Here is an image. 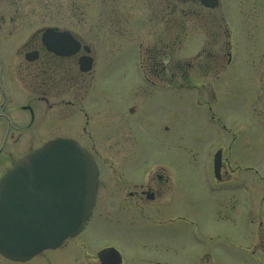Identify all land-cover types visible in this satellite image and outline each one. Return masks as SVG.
Returning <instances> with one entry per match:
<instances>
[{
  "label": "rangeland",
  "instance_id": "rangeland-1",
  "mask_svg": "<svg viewBox=\"0 0 264 264\" xmlns=\"http://www.w3.org/2000/svg\"><path fill=\"white\" fill-rule=\"evenodd\" d=\"M218 1L219 7L206 15L193 3L176 12L182 23L176 35L184 40L173 43L169 56L183 67L192 65L187 79L193 88L150 92L139 50L146 59L148 50L168 43L148 37L156 27L152 2L128 0L117 10L123 31L130 29L132 36L116 40L99 27L104 19L100 1L90 6L89 0H79L84 25L73 29L94 50L90 79L105 95L93 110L96 146L133 150L135 162H146L144 169L167 165L174 183V216L183 219L175 223L173 245L168 244L172 235L161 227L122 231L102 226L86 235L91 249L99 241L116 240L128 264L152 263L150 259L157 264H264V0ZM51 12L53 17L32 25L31 31L68 28ZM93 19L95 35L88 36ZM176 78V84L183 83L178 73ZM106 134L112 136L101 139ZM217 150L228 165L219 186L212 174ZM104 201L100 199L98 211L109 208ZM72 255L65 252L62 264H71Z\"/></svg>",
  "mask_w": 264,
  "mask_h": 264
},
{
  "label": "flooded vegetation",
  "instance_id": "flooded-vegetation-1",
  "mask_svg": "<svg viewBox=\"0 0 264 264\" xmlns=\"http://www.w3.org/2000/svg\"><path fill=\"white\" fill-rule=\"evenodd\" d=\"M95 1L89 0L90 6H94ZM99 1L104 11V19L99 21V27L109 33L107 37L116 40L131 37L132 31L127 28L123 31L121 26L124 19L117 13L128 0ZM135 1H151L152 9L156 10V27L148 21L154 28L148 37L156 43H174L176 12L181 11V6L193 3L204 15L211 11L201 7L199 0H183L181 3H177V0ZM81 10L79 0H0V179L18 160L55 139L74 141L94 160L98 172L91 214L77 236L67 239L55 249L43 250L25 259H8L0 254V264H62L65 252L73 254L71 264H102L99 256L105 257V254L104 260L110 264L112 258H108L107 251H114L111 255L114 254V260L117 259L119 264H128L116 240L103 245L99 241L96 249L88 247V231L102 229V226L104 229L122 231L147 226L167 229L172 235L175 223L183 222L182 218L176 220L174 216V183L167 165L153 163L149 169H144L146 162H135L137 153L133 150L120 151L96 146L92 128L93 110L105 101V95L97 92L93 79H90L94 50L73 29L84 25L81 23ZM51 11H55L58 22H67L68 28L53 25L31 31L32 25L53 17ZM63 12L66 17L62 15ZM94 21L90 20L92 24L88 26V36L95 35ZM124 25L128 26L125 21ZM47 29L53 33H68L79 45L78 51L69 56L49 51V46L43 41ZM81 58L92 59L90 71H80ZM162 72L172 77L166 68ZM147 85L150 92L160 86L152 82ZM81 119L83 124L76 135ZM63 129L71 133H63ZM111 136L106 134L101 139ZM38 140L40 142L34 145ZM226 166L227 163L222 161L220 175L227 173ZM220 180L215 181L216 186L221 184ZM39 182L47 184L46 179ZM38 183L30 185L24 201L18 204L15 200L12 202L11 224L19 230L30 228L33 222L36 226H42L47 187ZM101 198L110 206L98 211ZM189 226L195 227L192 224ZM174 240V235L169 236L168 244H175ZM152 246L153 250L157 248L155 242ZM150 262L146 264H157L152 259Z\"/></svg>",
  "mask_w": 264,
  "mask_h": 264
},
{
  "label": "water",
  "instance_id": "water-1",
  "mask_svg": "<svg viewBox=\"0 0 264 264\" xmlns=\"http://www.w3.org/2000/svg\"><path fill=\"white\" fill-rule=\"evenodd\" d=\"M200 4L204 8L215 9L218 0H200ZM43 41L49 46V51L63 56L72 55L79 49L68 33L56 34L48 30ZM91 66V58L79 60L81 72L90 71ZM220 169L219 150L213 158L217 180ZM41 179H46L47 184H41ZM34 182L47 187L42 226L33 222L30 228L19 230L11 224L12 202L24 201L28 188ZM96 185L95 163L71 140L50 141L16 162L0 179V254L8 259H25L43 250L55 249L66 239L75 237L90 215ZM107 252L108 258H112L110 264H119L117 259L114 260V254L111 255L114 251ZM105 257L99 256L102 264H107Z\"/></svg>",
  "mask_w": 264,
  "mask_h": 264
},
{
  "label": "trees",
  "instance_id": "trees-1",
  "mask_svg": "<svg viewBox=\"0 0 264 264\" xmlns=\"http://www.w3.org/2000/svg\"><path fill=\"white\" fill-rule=\"evenodd\" d=\"M176 22H177L176 24V33H177V29H178L177 26L182 27V23L178 21ZM183 40H184V36L180 33L176 35V39L174 42L176 44H179L180 42H183ZM172 45L173 43L171 44L167 43L166 47L163 45L160 46L158 49L154 47L147 51L148 54H146V59H143V56L141 57L140 66L143 76L147 82L155 83V85L159 84L173 89H185V90L192 89L193 88L192 84L187 79L188 76L187 72L191 71L193 67L191 64H188L187 67L186 66L183 67L178 62L171 61L169 56V51L171 50ZM165 51L168 52V54H166ZM157 55L160 57H157ZM164 67L166 68L167 71H169V73L172 74V77L171 76L168 77L167 74L166 75L163 74L162 69ZM176 73L179 74V77L181 76V81H183V83L176 84V82L178 81L176 78Z\"/></svg>",
  "mask_w": 264,
  "mask_h": 264
}]
</instances>
